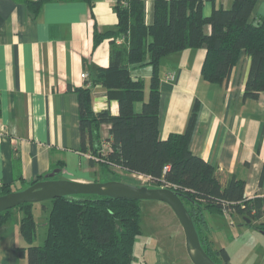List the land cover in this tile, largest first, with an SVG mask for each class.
<instances>
[{
	"label": "crops",
	"instance_id": "obj_1",
	"mask_svg": "<svg viewBox=\"0 0 264 264\" xmlns=\"http://www.w3.org/2000/svg\"><path fill=\"white\" fill-rule=\"evenodd\" d=\"M27 1L0 0V184L16 192L54 173L53 180L82 184L108 182L106 171L124 175L118 167L108 170L92 163L90 155L81 152L76 92L109 65L110 39L94 43L96 34L116 30V0H91V5L49 0L37 13ZM142 1L145 23L151 24L154 0ZM232 3L205 2L203 15L209 16L214 8L229 10ZM263 16L264 0H257L251 20ZM205 32H210L208 26ZM204 56L201 47L160 59L158 138L183 133L196 105L191 153L215 168L222 185L235 177L244 182L246 198H264V91L256 100L241 99L250 66L243 52L226 86L203 79ZM130 75L144 81L146 99L152 68L132 66ZM91 108L94 113L109 110L116 115L118 103L96 85L91 87ZM141 108L142 103H134L135 113ZM108 129L101 127L103 138ZM15 211L0 227V264L24 259L18 256L26 243L20 234L23 214ZM208 229L207 224L204 232L210 241ZM219 248L223 247L214 249Z\"/></svg>",
	"mask_w": 264,
	"mask_h": 264
},
{
	"label": "trees",
	"instance_id": "obj_2",
	"mask_svg": "<svg viewBox=\"0 0 264 264\" xmlns=\"http://www.w3.org/2000/svg\"><path fill=\"white\" fill-rule=\"evenodd\" d=\"M47 1L28 0L27 4L37 13ZM82 1L91 5V0ZM205 2L214 5L215 0H154L153 21L146 24L142 0H116V30L96 34L94 43L110 39L109 65L76 90L80 150L104 169L118 167L124 175L148 177L150 183L173 190L190 214L206 254L216 264H227L226 250L214 249L204 233L205 215L227 213L249 223L260 221L264 198H246L244 182L235 177L222 185L215 168L191 153L196 105L183 133L158 138L159 61L168 54L205 47L201 76L226 86L243 52L250 66L241 99L256 100L264 91V16L251 20L257 0H233L229 10L214 8L209 16L203 15ZM144 65L152 68L146 99L144 81L130 75L132 66ZM96 85L117 101L116 115L109 110L93 112L91 87ZM136 102L142 103L140 113L133 110ZM103 125L109 126L106 138L101 135ZM12 192L10 185L0 184V196ZM50 202L42 246L32 245L36 234L32 204L0 213L1 227L13 210L22 212L20 234L27 246L18 249V256L26 264H133V245L141 234L140 201L76 195Z\"/></svg>",
	"mask_w": 264,
	"mask_h": 264
},
{
	"label": "rangeland",
	"instance_id": "obj_3",
	"mask_svg": "<svg viewBox=\"0 0 264 264\" xmlns=\"http://www.w3.org/2000/svg\"><path fill=\"white\" fill-rule=\"evenodd\" d=\"M117 172L119 170L117 169ZM110 181L125 182L149 188L159 187L148 183L137 175L105 173ZM26 189V188H25ZM33 214L36 234L32 245L42 246L47 230V217L51 208L50 200L34 203ZM141 234L133 245V264H192L186 252L181 225L168 205L159 201H140ZM15 214V210L13 211ZM206 214L209 226L210 244L213 248L223 247L229 255L227 264H264V230L260 221L247 223L227 213ZM205 233V232H204ZM206 235V233H205ZM26 247V243L24 244ZM23 246V247H24ZM18 264H26L25 259ZM223 264V263H221Z\"/></svg>",
	"mask_w": 264,
	"mask_h": 264
},
{
	"label": "water",
	"instance_id": "obj_4",
	"mask_svg": "<svg viewBox=\"0 0 264 264\" xmlns=\"http://www.w3.org/2000/svg\"><path fill=\"white\" fill-rule=\"evenodd\" d=\"M54 175L55 173L47 176L48 180L36 182L24 190L0 196V213L26 203L34 204L76 195H97L134 201H159L168 205L178 219L184 234L186 252L190 262L192 264H216L202 248L192 218L179 195L173 190L115 181L82 184L53 180L51 178ZM244 221L249 222L247 219Z\"/></svg>",
	"mask_w": 264,
	"mask_h": 264
},
{
	"label": "built area",
	"instance_id": "obj_5",
	"mask_svg": "<svg viewBox=\"0 0 264 264\" xmlns=\"http://www.w3.org/2000/svg\"><path fill=\"white\" fill-rule=\"evenodd\" d=\"M81 77H82V79H84L85 81H87V75H86V74H82ZM171 78H172V76H171ZM102 147H103V149H102L101 152H102L103 154H105L106 149H107V145H106V144H103ZM137 176H138V178H140V179H141V178L146 179V181H148V183H150L148 177H144V176H141V175H137Z\"/></svg>",
	"mask_w": 264,
	"mask_h": 264
}]
</instances>
